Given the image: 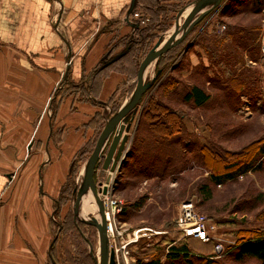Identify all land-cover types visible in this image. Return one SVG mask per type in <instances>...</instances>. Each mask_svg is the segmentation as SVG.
Instances as JSON below:
<instances>
[{"label": "rangeland", "instance_id": "obj_1", "mask_svg": "<svg viewBox=\"0 0 264 264\" xmlns=\"http://www.w3.org/2000/svg\"><path fill=\"white\" fill-rule=\"evenodd\" d=\"M197 1L199 0L188 2L187 0L184 2L153 0L145 2L144 7L139 6V0L136 1L137 5L133 8L130 19L136 21L134 15L137 13L138 18L142 17L146 20V24L140 25L136 31L133 30V37L130 39L138 43L135 53L139 64L158 42L163 44L169 41L178 30L176 24L178 12L188 6L179 23L180 26L185 27L186 21L191 16L187 11L192 8L195 11L197 6L193 4ZM225 3H229L228 0L223 2ZM249 3H251L249 0H244L242 6L235 8L233 5L235 11L223 16L221 8L224 5L221 4L197 24L175 49L163 53L149 64L148 70H145V82H151V86L143 95L141 103L129 114L126 126L130 128L124 133L128 136L126 147L130 146L129 152L133 149L135 154L131 159L128 156L125 158L112 179L114 195L128 207L122 222L132 229L150 228L163 231L164 245L169 243L165 240L175 243L183 239L175 225L183 202H193L195 212L205 218L214 219L218 224L221 223L218 236L223 238L219 244L225 248L224 252L214 256L213 251L206 244L191 240L195 253L213 257L212 260H207L208 262L194 260V264H259L254 258L237 259L238 250L232 247L237 241L235 232L264 228V152L258 151L264 146V3L257 10H253ZM175 4L181 5L176 12ZM227 26H237L246 32L251 31L254 35V39L250 42V37L238 34L239 43L245 44V49L234 47L229 39L220 43L218 49L224 48L237 58V63L231 65L232 68L225 62L212 61L210 51L206 48L210 45L204 41L207 38L213 40L216 37L223 38L228 32ZM124 43H127L126 38L120 42V44ZM125 62L122 70L126 71L124 70L126 66L129 80L120 86L116 96L109 102L112 116L130 101L137 85L138 69L136 67L135 70L134 60L129 58ZM108 72L110 70L98 75L101 76L99 78H103ZM156 77L157 80L152 83ZM101 81L94 80L93 96L97 94L95 85L98 86ZM84 82L85 80H80L79 90H74V95L81 100L85 97ZM191 85L200 86L212 96L208 105L195 107L183 100L186 88ZM70 90L66 88L63 92L67 93ZM156 105L162 107L160 111H155ZM157 112L161 118L165 120L168 118V121H171V116L167 112L174 113L179 121V127L170 122L174 135L161 141L163 148L166 147L167 150L175 153L171 167L165 162V158L168 159L170 156L168 153H165L164 157L160 155L164 162H159L151 150L147 151V147L143 149L142 154L140 153L143 141L151 138V132L144 123L155 122L154 116ZM105 115L103 109L92 122L97 137L86 147L85 153L80 155V165L76 164L74 172L77 173L79 169L81 175L77 181H75L76 175L73 176L68 182L69 188L73 183L77 184L76 187L80 185L85 164L106 124ZM156 124L159 125L158 122ZM158 127L153 129L157 130ZM170 127L166 128L167 133L171 132ZM251 144L253 147L249 148L251 151L249 157L253 158L250 161L252 170L247 173L242 171L235 173L234 177L228 179L225 184L219 185L211 181L214 169L207 166L215 163L206 166L204 157L200 153L203 147L214 146L222 155L223 159L218 162V165H222L224 160L227 163L233 160L228 161L229 153L239 154ZM109 145L108 143L105 153ZM145 145L146 142L143 146ZM139 154L142 156L140 162L136 163L135 159L140 156ZM102 165L103 161L99 163L94 176L95 182L107 178V172L103 171ZM139 165H143L138 169L141 173H136L135 167L138 168ZM202 186H206L207 190L202 191ZM73 194L65 196L63 212L68 210L66 213L77 215L74 208L76 196ZM91 195L92 193H87L86 201L82 200L81 203L83 215L82 209L85 204L90 210H94L86 215L88 218L97 217V205ZM142 199L144 200L142 206L134 207V204ZM64 217H56L55 236L59 233L58 227L63 223ZM83 231L81 248L87 252L91 249V254L93 252L98 260L100 257L98 228L95 225H87L83 227ZM241 236L246 235L241 234ZM66 239L65 237V242ZM62 245L59 243L58 249H60L57 250V253L60 252L58 255L61 260L64 259ZM143 246L141 243L137 245L135 256L142 254Z\"/></svg>", "mask_w": 264, "mask_h": 264}, {"label": "crops", "instance_id": "obj_2", "mask_svg": "<svg viewBox=\"0 0 264 264\" xmlns=\"http://www.w3.org/2000/svg\"><path fill=\"white\" fill-rule=\"evenodd\" d=\"M131 6L132 0H0V264L53 263L56 217L68 211L60 207L63 187L81 175L74 170L97 137L94 118L104 109L107 122L109 102L129 80L122 65L134 43ZM80 80L82 100L74 95ZM168 250H160L162 264H171Z\"/></svg>", "mask_w": 264, "mask_h": 264}, {"label": "trees", "instance_id": "obj_3", "mask_svg": "<svg viewBox=\"0 0 264 264\" xmlns=\"http://www.w3.org/2000/svg\"><path fill=\"white\" fill-rule=\"evenodd\" d=\"M145 1H147V0H145ZM171 1H175V0H171ZM176 1H179V2L183 1L184 2L186 0H176ZM188 1H190V0H187V2ZM228 2L229 3H225L224 6L221 8V10L223 11L222 16L227 15L229 12L235 11V9H233V5L235 6V8L238 6H242V2H244V0H228ZM249 2H251V3H249V6H251L253 10H257V9L262 7V3H264V0H249ZM245 3H246V1H245ZM175 5L177 7L176 10L174 9L176 12L177 10H179L181 5H177V4H175ZM154 6H156V5H154ZM227 28H228V32L223 36V38L216 37L215 40H213L212 38H207L204 40V38H203V40L210 45L209 47H206V48L208 51H210V58L212 61H214V62H225L226 65L231 66L234 63H237L236 62L237 58L235 55H232V53H230L229 51H226V49H224V48L218 49L220 46V43L229 39L230 41H232L234 47H238L240 49H245V44L243 45V44L239 43V38L237 37L238 34L250 37V39H249L250 42H252V40L254 39V35L252 34L251 31L246 32L245 30L239 29L237 26L236 27L227 26ZM137 47H138V43H134V44L132 43L130 45V49L128 51V54L125 55L123 60H127L129 58H132L134 60L135 70H136V67L138 69L137 70V76H138L139 68H140L141 64H139L138 56L136 57L137 53H135V51L137 50ZM171 49L173 50V49H175V47L171 48ZM218 59L220 61H218ZM255 59H256V57H255ZM124 63H126V62L124 61ZM231 68H232V66H231ZM124 70H126V71L122 70L123 73H127L126 66H125ZM157 78L158 77H156L154 82L157 80ZM168 84H170V83H168ZM186 89L187 90L184 93L183 100L186 103L193 104L195 107H204V106L208 105L212 99V96L210 94L206 93L198 85H191V86H188V88H186ZM156 107H157V110H155V111H160V108H162L159 105L158 106L156 105ZM165 110H167V109H165ZM167 114H169L171 116V121L170 120L168 121V118H166V120L163 117L161 118L159 116L160 114H158V112H157V114H155V116H154L155 122L150 121L149 123L148 122L144 123V125H146L151 132V138L145 139L143 141V143L140 146V148L142 147L141 148L142 152H140V153L142 154L143 149H146V147H147V151L151 150V152L155 155L154 157H156V159L159 162H164L162 156L164 157V154L168 153V155H170V156L168 159L165 158V162L167 163L168 167H171L172 166V159H173V156L175 155V153L172 152L171 150H167L166 147L163 148L161 141L163 142L164 138H169L171 135H174V131L172 130L173 128L170 127V122H172L171 124H173L174 126H177L179 124V121H178V118L174 115V113L167 112ZM157 122L159 123V125H158L159 127H162V126H164V127L166 126V127L164 129H160L156 124ZM168 126L170 127L169 129L171 130L170 133L166 132V128L168 129ZM154 127H158V129L155 130V129H153ZM178 127H179V125H178ZM177 134H178V132H176V135ZM170 140H171V138H170ZM145 142H146V145L143 146L145 144ZM252 145L253 144L246 147L239 154H230L229 153L230 157H228V161L229 160L231 161L232 159L234 161L232 160L231 162L227 163L224 160L222 165H218V162L223 159L222 155H220V152L217 149H215L214 146L203 147L202 151L200 153H201V156L204 157V162H205L206 166H207V164L210 165V164L215 163V165L207 166L209 168L214 169V176H212L211 181L216 183V184H219V185L225 184L228 179H231L234 177L235 173H238L240 171H242L243 173H247L248 171L252 170V164L250 163V161L253 158L250 159L251 157H249L251 155V151H249V148L253 147ZM86 147H84L81 150L80 155L82 153H85ZM258 151H260V153L264 152V146H262L260 149H258ZM146 153H145V155H146ZM129 154L130 155H128V157L131 159L134 157L135 151H133V149H131ZM160 155H162V156H160ZM141 156L142 155L136 157V159H135L136 163L140 162ZM142 166L143 165H139L138 168L135 167L136 171H135V169H134V171L136 173H138V172L141 173L140 172L141 170H138V169H141ZM155 168H157V167H155ZM142 172L144 173V171H142ZM201 189H202V191L207 190L206 186H202ZM67 190L69 191V195L70 194L72 195L73 189H68V186L65 185L63 187V190H62V197L60 198V207H61V205H64V203L66 201V200L64 201L65 195H63V192L66 194ZM143 203H144V200L142 199L141 201L136 202L134 204V207L140 208ZM127 210H128V207L125 204L124 211L121 214V220L127 214ZM87 225H92V224H89V223L83 221L78 215H71L69 212L66 213L63 223H61V225H59V227H58L59 233H58V235L55 236L56 240H55L54 246L52 248V257H53V263L52 264H95V259H94L93 255L91 254V251L87 252L86 250L81 248V246H82L81 240L83 239V236H84L83 227L87 226ZM219 225L221 226V223H219ZM241 234L246 235V236L240 237ZM234 235L236 236L237 241H236L235 245L232 247H236V249L238 250L237 259L249 257V258H254V259L258 260L259 264H264V228H259V229H254V230H248V229L239 230V231L235 232ZM65 237L67 238L66 242L64 240ZM242 239H244L243 242H241ZM191 240H195L201 244H206L208 246V248L213 251L214 256H219L216 253L215 244L213 242L204 243V242L197 240V239H191V238L185 239V238H183L182 241L179 240L175 243H171L172 242L171 240H165V242L171 243V244L166 243V244L170 245V248H169L168 253H167V260L166 261H168L171 264H194V260H198V261L200 260V261L206 262L207 260L213 259V257L200 256L197 253H195V251L193 250V247H192L193 243ZM59 243L61 245L63 244L62 245V247H63L62 251L64 253V259L63 260H61L60 256L58 255V253H60V252L58 251V253H57V250L60 249V248L58 249ZM166 244L164 245L163 243H161L157 246H152L147 250L142 249L141 250L142 254H139L137 256L138 257V264H162L161 260H160V256H161L160 250L163 247H165ZM226 255H229V254H226Z\"/></svg>", "mask_w": 264, "mask_h": 264}, {"label": "water", "instance_id": "obj_4", "mask_svg": "<svg viewBox=\"0 0 264 264\" xmlns=\"http://www.w3.org/2000/svg\"><path fill=\"white\" fill-rule=\"evenodd\" d=\"M137 0H132V6L130 13L136 6ZM224 1L227 0H199L194 2L197 8L194 13L186 21L185 27L180 26V17L183 12L188 8L185 7L178 13L176 24H178V30L172 35L169 41L165 44L158 42L146 55L142 61L138 80L134 94L132 95L130 101L122 107L116 114H114L110 119L107 120L102 132L100 133L94 150L92 151L89 159L87 160L79 187L74 190L75 201L74 208L75 213L85 222L95 225L98 228L99 235V247H100V264H115V257L113 251H110L108 240L106 237V226L105 217L102 202L97 199L96 203L99 206L97 212V217L88 218L81 213V203L85 194L92 192L95 197L97 196L94 176L99 163L103 161V169L105 171L114 172L118 170L125 158L129 154L130 146L126 147L128 136L124 135L126 131H129V126L126 124L128 122L129 114L136 109V107L141 103L142 97L151 86V82H145V70L147 66L153 62L155 59L159 58L164 52L171 48L176 47L182 43L192 29L199 24L207 15L219 7ZM129 13V14H130ZM156 78H154L155 80ZM152 81V83L154 82ZM109 148L105 153V148L107 144ZM126 149V152L124 153ZM124 153V156H123ZM106 192V189L104 190ZM56 240V239H55ZM55 240L53 243H55ZM96 263V259H95Z\"/></svg>", "mask_w": 264, "mask_h": 264}, {"label": "built area", "instance_id": "obj_5", "mask_svg": "<svg viewBox=\"0 0 264 264\" xmlns=\"http://www.w3.org/2000/svg\"><path fill=\"white\" fill-rule=\"evenodd\" d=\"M131 13L128 15V22L136 31L140 25L146 24V20L142 17L138 18L139 15L136 13L134 15L136 21H133L130 19ZM116 171H105L107 172V178L95 182L97 196L95 197L92 194L91 198L93 202L99 199L103 204L106 237L109 249L114 253L115 264H137L138 260L134 255L137 245L141 243L144 245V249L145 247L149 249L152 246H157L163 241L164 232L150 228L132 229L125 222H122L121 214L124 211L125 204L114 195L112 190V179ZM105 189L106 192H104ZM90 193L92 192L90 191ZM175 225L182 238L197 239L204 243L215 239L216 224L210 218H205L195 212L193 202H183L180 205ZM92 255L96 259V264H100V257L97 260V256L93 252Z\"/></svg>", "mask_w": 264, "mask_h": 264}, {"label": "bare ground", "instance_id": "obj_6", "mask_svg": "<svg viewBox=\"0 0 264 264\" xmlns=\"http://www.w3.org/2000/svg\"><path fill=\"white\" fill-rule=\"evenodd\" d=\"M195 6V5H194ZM197 8V7H196ZM194 10H193V8L192 9H189L187 12L189 13V14H193L192 12H193ZM186 12V13H187ZM189 17V16H188ZM165 43H167V42H164L163 44H165ZM149 66V65H148ZM148 66H147V70H148ZM124 156V155H123ZM86 196H87V194H85V196H84V198H83V201L85 200L86 201ZM82 201V202H83ZM96 205H97V203H96ZM96 207V206H95ZM96 209V208H95ZM97 210H99V206L97 205ZM82 211L84 212V216L86 217V215H89L90 213H92V212H94V210H90L87 206H86V204H85V207L83 206V209H82Z\"/></svg>", "mask_w": 264, "mask_h": 264}]
</instances>
